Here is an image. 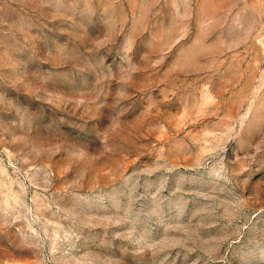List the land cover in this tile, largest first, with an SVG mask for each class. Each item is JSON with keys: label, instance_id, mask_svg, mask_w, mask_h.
Wrapping results in <instances>:
<instances>
[{"label": "rangeland", "instance_id": "rangeland-1", "mask_svg": "<svg viewBox=\"0 0 264 264\" xmlns=\"http://www.w3.org/2000/svg\"><path fill=\"white\" fill-rule=\"evenodd\" d=\"M0 264H264V0H0Z\"/></svg>", "mask_w": 264, "mask_h": 264}]
</instances>
